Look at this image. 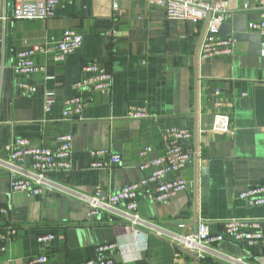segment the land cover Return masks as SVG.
<instances>
[{"label": "crops", "instance_id": "crops-1", "mask_svg": "<svg viewBox=\"0 0 264 264\" xmlns=\"http://www.w3.org/2000/svg\"><path fill=\"white\" fill-rule=\"evenodd\" d=\"M18 1L0 0V206L10 211L0 215V232L16 230L0 250V264H28L39 252L37 237L47 233L54 239L46 264H82L107 243L117 244L118 264H264V240L224 241L214 245V255L196 262L174 241L195 234L200 220L212 233L228 221H255L264 238V206L239 198L242 191L264 185V66L260 57L248 54L249 45L238 43L232 56L200 62L202 26L167 20L142 1L120 0L118 11L111 0L60 2L52 18L33 21L13 19ZM258 1L227 0L228 10L256 14ZM66 29L80 32V49L62 62L37 54L33 62L44 72H13L16 52L58 42ZM90 63L112 75L109 93L74 87L89 76L82 67ZM20 83L34 86L35 93L28 95ZM214 89L229 107L212 104ZM46 90L54 94L50 112L43 110ZM75 96L87 105L79 120H64V104ZM129 107L144 108L148 118L126 119ZM222 112L230 117L231 135L211 131L214 114ZM169 128L191 132L193 161L181 172L187 189L163 203L138 196L137 224L122 208L88 218L80 196L97 187L116 193L147 177L150 170H140L139 152L151 147L148 159L161 157ZM61 134L73 137L70 170L47 173L39 196L12 192L10 172L2 165L5 147L17 139L50 147ZM97 150L119 155L120 165L92 169L90 152Z\"/></svg>", "mask_w": 264, "mask_h": 264}, {"label": "built area", "instance_id": "built-area-1", "mask_svg": "<svg viewBox=\"0 0 264 264\" xmlns=\"http://www.w3.org/2000/svg\"><path fill=\"white\" fill-rule=\"evenodd\" d=\"M74 0H19L13 11L15 20H48L54 16L55 9L60 2ZM142 1L148 7L163 11L167 20H183L200 25L203 28L198 51L200 62H210L224 56H232L238 45L234 37H224L219 34L223 23L229 22L232 13L228 10L227 0H133ZM120 0H111L113 11H118ZM248 9L246 5L244 7ZM257 20L247 24V32L258 33L264 43V0L258 1L256 8ZM83 37L75 29H66L62 39L47 45H35L26 50L18 51L14 55L12 70L15 74L25 76L44 72L43 66L33 62L37 54H52L55 61L62 62L66 56L80 49ZM82 72L89 74L74 85L78 90H91L92 92L106 94L112 88V75L97 64H85ZM3 66L0 65V90L2 85ZM48 77H46L47 79ZM19 87L28 95H33L36 88L28 83H20ZM52 91H45L43 110L50 112L54 105ZM212 104L216 108L229 107L222 98L221 91L214 89L211 92ZM87 102L80 96L67 100L62 110L64 120H79L81 112ZM125 118L142 120L148 118L144 108L129 107ZM211 131L222 135H231L232 127L230 117L226 112L216 113L213 116ZM191 132L188 129L169 128L163 133L165 152L161 157L148 159L151 147L140 150L142 159L140 170H150L147 177L132 183L116 193H104L101 188H96L92 195L80 196L87 204V217L97 219L103 212H115L122 208L126 218L133 224L140 223L137 211V198L145 196L157 203L166 202L187 189V183L181 172L188 168L193 161L192 151L188 148ZM73 137L71 134H61L55 139L53 146H33L27 139H17L5 147L6 159L3 166L10 172L9 187L12 192H27L33 196L42 193L47 183L46 174L54 171L70 170V155L72 152ZM90 156L95 161L90 163L92 169L119 166L121 157L111 154L108 150L91 151ZM29 165V166H28ZM239 198L252 206H264V185L242 191ZM9 209L0 206V215L7 216ZM182 227V226H181ZM137 234V233H136ZM16 235L14 227H5L0 232V250L4 251V244L10 242ZM54 239L52 233L41 234L37 237L38 254L28 264H46L48 257L47 246ZM260 226L255 221H228L222 226L221 231L212 233L208 224L202 220L197 225L193 235L176 236L179 251L194 257L195 262L214 255V245L224 242H245L254 245L263 241ZM118 251L116 243H107L95 248L94 258L82 264H118L114 254ZM193 259V258H192Z\"/></svg>", "mask_w": 264, "mask_h": 264}, {"label": "water", "instance_id": "water-1", "mask_svg": "<svg viewBox=\"0 0 264 264\" xmlns=\"http://www.w3.org/2000/svg\"><path fill=\"white\" fill-rule=\"evenodd\" d=\"M256 14L239 12L232 15L229 22L223 23L219 29V34L224 37H234L238 43H247L248 54L261 58L264 66V45L258 33L247 32V24L257 20ZM194 259V257H192Z\"/></svg>", "mask_w": 264, "mask_h": 264}]
</instances>
